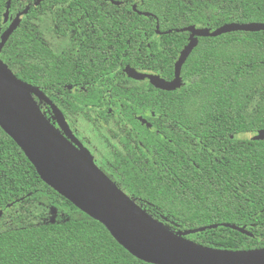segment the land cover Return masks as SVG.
Returning a JSON list of instances; mask_svg holds the SVG:
<instances>
[{
  "label": "trees",
  "instance_id": "16d2710c",
  "mask_svg": "<svg viewBox=\"0 0 264 264\" xmlns=\"http://www.w3.org/2000/svg\"><path fill=\"white\" fill-rule=\"evenodd\" d=\"M114 1L119 5L44 0L35 6L36 0H11L9 14L26 7L29 11L0 53L17 78L38 87L75 126L93 135L98 130L94 118L99 91L65 89L75 80L54 70L56 56L37 38L33 23L47 18L58 34L67 33L65 26L72 23L102 25L97 28L102 34L85 39L119 52H106L107 65L117 55L123 65H150V71L167 81L189 42V33L181 29L264 24V0ZM6 5L7 0H0V34L6 29ZM79 16L84 20L73 19ZM181 79L183 87L170 92L147 85L151 98L143 105L154 113L155 131L152 136L139 133L143 147H133L130 136L123 135L124 155L110 159L111 177L171 231L206 228L186 236L195 243L233 251L264 248V141L251 140L264 130V32L199 37ZM126 96L122 111L131 115L138 103ZM45 111L50 119V109ZM0 211V264H148L47 186L2 129Z\"/></svg>",
  "mask_w": 264,
  "mask_h": 264
},
{
  "label": "water",
  "instance_id": "95a60500",
  "mask_svg": "<svg viewBox=\"0 0 264 264\" xmlns=\"http://www.w3.org/2000/svg\"><path fill=\"white\" fill-rule=\"evenodd\" d=\"M43 1L36 0L35 6ZM104 1L119 5L114 0ZM10 7L11 0H7L4 23L9 20ZM28 11L29 7H26L18 13L1 34L0 53ZM138 13L150 16L149 13ZM180 31L189 33V42L174 65L172 80L140 74L133 69L128 70L129 77L147 79L154 88L162 91H174L184 85L181 69L197 46L199 37H218L238 31L264 32V24L230 23L215 30L189 26ZM156 33L160 34L158 25ZM2 87L16 93V97L1 91ZM39 103L49 107L60 129L46 117ZM0 129L17 144L47 186L103 225L112 238L136 259L148 264H264V248L233 251L205 247L186 236L203 232L206 228L175 233L151 217L97 167L90 152L72 134L59 108L38 87L17 78L1 59ZM251 140L264 141V130L254 134ZM125 210L141 215L149 223L129 219ZM2 215L0 211V218ZM226 226L246 233L236 226Z\"/></svg>",
  "mask_w": 264,
  "mask_h": 264
},
{
  "label": "flooded vegetation",
  "instance_id": "af4514ba",
  "mask_svg": "<svg viewBox=\"0 0 264 264\" xmlns=\"http://www.w3.org/2000/svg\"><path fill=\"white\" fill-rule=\"evenodd\" d=\"M17 14H9V20L6 23L3 22L6 24V29ZM73 19L80 21L84 20V17L79 16ZM65 27H68L67 33L58 34L53 30L51 24L46 29L36 26V36L40 39L43 46L49 48L56 56L53 64L54 70L63 73L65 77L75 80L73 84L66 85L65 89L76 93L85 92L92 87L93 90L99 91L101 100L100 106H97L98 112H95L94 121L98 127L95 135L87 133L81 127L75 126L72 119L63 116L72 134L90 152L97 167L112 179L108 169L111 164L110 159L113 156L121 157L124 155V147L121 143L123 135L130 136L133 147H136V145L143 147L142 138H138L139 133L142 137L144 134L152 136L155 131L151 120L154 113L143 105L145 100H150L151 98L152 89L147 86L150 83L147 79L135 80L130 78L128 70L133 69L135 72L145 75L157 74L149 70L150 65L144 67L140 64L139 68L128 64L123 65L122 62L117 61V55L116 62L114 61L107 65L106 52H114V54L119 52L113 51L114 49L111 47L106 51L99 46V42L85 39V37H97L102 34V32L97 31V28L99 30L102 29V25L81 22L72 23ZM39 61L44 64L43 61ZM103 79H108V82L97 85L96 81ZM126 95H130V98L138 103L136 111L131 115L122 111L123 104L121 101L128 99ZM39 104L43 108L42 112L48 107L44 103ZM50 116L54 126L60 129L57 121L53 118L51 110ZM128 116H131V118ZM131 124L134 126L130 127ZM129 133L130 135H128Z\"/></svg>",
  "mask_w": 264,
  "mask_h": 264
},
{
  "label": "bare ground",
  "instance_id": "6f19581e",
  "mask_svg": "<svg viewBox=\"0 0 264 264\" xmlns=\"http://www.w3.org/2000/svg\"><path fill=\"white\" fill-rule=\"evenodd\" d=\"M1 91H4L7 95L11 96V97H16V93L14 92H10V91H6L5 88H1ZM129 219L133 220V221H137L138 223H149V220L144 219L141 215H138L137 213L131 211V210H125V212Z\"/></svg>",
  "mask_w": 264,
  "mask_h": 264
},
{
  "label": "rangeland",
  "instance_id": "374dc122",
  "mask_svg": "<svg viewBox=\"0 0 264 264\" xmlns=\"http://www.w3.org/2000/svg\"><path fill=\"white\" fill-rule=\"evenodd\" d=\"M35 26L42 27L43 29L49 28V21L46 19H43L42 21H37L33 23ZM251 135H246L245 138H250Z\"/></svg>",
  "mask_w": 264,
  "mask_h": 264
}]
</instances>
